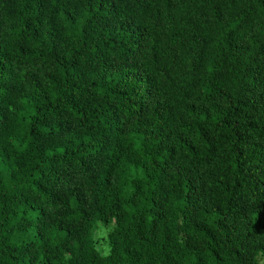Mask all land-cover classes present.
<instances>
[{
	"label": "trees",
	"instance_id": "obj_1",
	"mask_svg": "<svg viewBox=\"0 0 264 264\" xmlns=\"http://www.w3.org/2000/svg\"><path fill=\"white\" fill-rule=\"evenodd\" d=\"M260 259L264 0H0V264Z\"/></svg>",
	"mask_w": 264,
	"mask_h": 264
},
{
	"label": "rangeland",
	"instance_id": "obj_2",
	"mask_svg": "<svg viewBox=\"0 0 264 264\" xmlns=\"http://www.w3.org/2000/svg\"><path fill=\"white\" fill-rule=\"evenodd\" d=\"M110 229V226H103L99 222L95 224L94 230V243L96 248H98L103 254L107 252V243H106V233ZM260 264H264V260H259Z\"/></svg>",
	"mask_w": 264,
	"mask_h": 264
}]
</instances>
